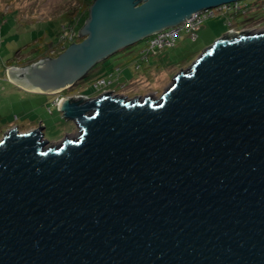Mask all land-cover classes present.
<instances>
[{
  "label": "water",
  "instance_id": "95a60500",
  "mask_svg": "<svg viewBox=\"0 0 264 264\" xmlns=\"http://www.w3.org/2000/svg\"><path fill=\"white\" fill-rule=\"evenodd\" d=\"M237 0H93L81 39L6 69L57 94L97 62ZM76 137L0 138V264H264V30L226 32L170 85L60 97Z\"/></svg>",
  "mask_w": 264,
  "mask_h": 264
},
{
  "label": "rangeland",
  "instance_id": "374dc122",
  "mask_svg": "<svg viewBox=\"0 0 264 264\" xmlns=\"http://www.w3.org/2000/svg\"><path fill=\"white\" fill-rule=\"evenodd\" d=\"M82 1L0 0V138L13 125L20 131H26L38 124L44 126L43 138L49 144L59 143L65 137H76L78 130L75 123L64 118L53 104L61 96L85 93L93 97L104 90H111L128 98L151 95L156 99L170 85L176 73L187 68L205 47L232 29L233 25L238 31L264 30V10L254 0H242V4L251 3L252 9L244 16L231 20L232 25L224 16L216 14L201 24L195 40L181 33L172 47L159 49L144 60L138 55L143 43L140 40L97 62L89 76L53 94V97L18 89L8 79L6 69L63 50L61 45L55 47L58 35L55 30L72 28L73 24L68 25L69 19L74 18ZM257 13L260 17L256 19ZM35 39L37 43H34ZM99 78H104L107 84L95 86Z\"/></svg>",
  "mask_w": 264,
  "mask_h": 264
},
{
  "label": "built area",
  "instance_id": "2783aa9c",
  "mask_svg": "<svg viewBox=\"0 0 264 264\" xmlns=\"http://www.w3.org/2000/svg\"><path fill=\"white\" fill-rule=\"evenodd\" d=\"M241 1L242 0H237L233 2L222 3L214 7L204 8L198 12L193 13L191 16H189L182 22L174 26L164 28L148 36L143 40L142 46H140L138 50L139 58L141 60H144L147 59L150 55H154L159 49L165 47H172L176 42V38L180 36L181 33L186 34L191 40H195L198 37L197 31L200 28L201 24L206 19L213 17L216 14H220L224 16L227 20V23L229 25H232L233 23L231 22V20L241 15L244 16L249 9H252L251 3L244 2L242 4ZM254 2H256L258 6H260V9L264 10V0H254ZM229 31L239 32L234 25L232 29H229ZM79 36H80L79 32L76 31L73 27L70 29L68 28L65 29L61 27L57 35V44L55 45V47L61 45V48L63 49L66 46V44H69L70 42L73 41H77ZM52 55H56V54H52ZM105 84H107L106 80L104 78H99L98 81H96L95 86H104ZM107 91H111V90H107ZM65 96H74L77 98L88 97L85 93H73L70 95L67 94ZM65 96H61V97H65ZM57 101L58 99H56V101H53V104L56 105Z\"/></svg>",
  "mask_w": 264,
  "mask_h": 264
},
{
  "label": "trees",
  "instance_id": "16d2710c",
  "mask_svg": "<svg viewBox=\"0 0 264 264\" xmlns=\"http://www.w3.org/2000/svg\"><path fill=\"white\" fill-rule=\"evenodd\" d=\"M93 0H83L82 1V4L80 5V8L75 12V15H74V18H70L69 19V22H68V25H71L73 24V28L76 30V31H79V28L81 27V25L83 24L84 20L87 18L88 16V8L90 6V4L92 3ZM74 13V12H72ZM254 14V13H253ZM251 14V15H253ZM259 13H257V18L260 17V15H258ZM249 16V15H248ZM250 17V16H249ZM59 29V28H58ZM61 29V28H60ZM60 30L57 31V34ZM81 39V36H79V38L77 39L80 40ZM125 49V48H124ZM123 50V49H122ZM51 56H54V55H50L48 57H51ZM93 67L90 68L87 73L80 79L78 80L77 82H75L74 84L78 83L79 81L85 79L87 76L90 75L91 71H92Z\"/></svg>",
  "mask_w": 264,
  "mask_h": 264
},
{
  "label": "crops",
  "instance_id": "0c3cea01",
  "mask_svg": "<svg viewBox=\"0 0 264 264\" xmlns=\"http://www.w3.org/2000/svg\"><path fill=\"white\" fill-rule=\"evenodd\" d=\"M31 28H34V27H31ZM56 29H58V28H56ZM57 31H58V30H55V33H57ZM43 35H45V34H43ZM43 35H42V36H43ZM42 36H40V38H41ZM46 40L49 41V39H48L47 36H46ZM37 42H38V40L35 39V40H34V43H37ZM49 42H50V41H49ZM138 50H139V49H138ZM17 88L20 89V90H22V91H26V90H24V89H22V88H20V87H18V86H17ZM28 92H29V91H28ZM47 95H49V94H47ZM49 96H50V95H49ZM51 97H53V95H52ZM27 130H28V129H27Z\"/></svg>",
  "mask_w": 264,
  "mask_h": 264
},
{
  "label": "flooded vegetation",
  "instance_id": "af4514ba",
  "mask_svg": "<svg viewBox=\"0 0 264 264\" xmlns=\"http://www.w3.org/2000/svg\"><path fill=\"white\" fill-rule=\"evenodd\" d=\"M244 23H242V25H243Z\"/></svg>",
  "mask_w": 264,
  "mask_h": 264
}]
</instances>
